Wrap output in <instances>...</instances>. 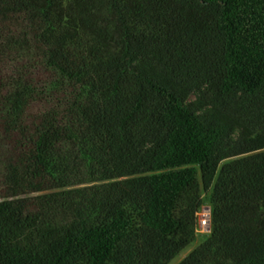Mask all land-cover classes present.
Returning a JSON list of instances; mask_svg holds the SVG:
<instances>
[{
  "label": "trees",
  "instance_id": "16d2710c",
  "mask_svg": "<svg viewBox=\"0 0 264 264\" xmlns=\"http://www.w3.org/2000/svg\"><path fill=\"white\" fill-rule=\"evenodd\" d=\"M196 235L177 264H264V0H0V264Z\"/></svg>",
  "mask_w": 264,
  "mask_h": 264
},
{
  "label": "built area",
  "instance_id": "2783aa9c",
  "mask_svg": "<svg viewBox=\"0 0 264 264\" xmlns=\"http://www.w3.org/2000/svg\"><path fill=\"white\" fill-rule=\"evenodd\" d=\"M211 211L207 203H202L195 214L196 233H207L210 230Z\"/></svg>",
  "mask_w": 264,
  "mask_h": 264
},
{
  "label": "rangeland",
  "instance_id": "374dc122",
  "mask_svg": "<svg viewBox=\"0 0 264 264\" xmlns=\"http://www.w3.org/2000/svg\"><path fill=\"white\" fill-rule=\"evenodd\" d=\"M204 236L196 235V238L189 245L184 247L175 257H173L167 264H177L191 249L202 241Z\"/></svg>",
  "mask_w": 264,
  "mask_h": 264
}]
</instances>
